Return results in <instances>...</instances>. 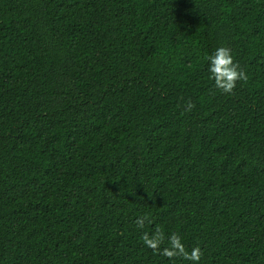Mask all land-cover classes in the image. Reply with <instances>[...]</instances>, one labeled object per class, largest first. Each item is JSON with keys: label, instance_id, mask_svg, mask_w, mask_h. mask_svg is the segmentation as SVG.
Masks as SVG:
<instances>
[{"label": "trees", "instance_id": "obj_1", "mask_svg": "<svg viewBox=\"0 0 264 264\" xmlns=\"http://www.w3.org/2000/svg\"><path fill=\"white\" fill-rule=\"evenodd\" d=\"M157 227L264 264V0H0V264H191Z\"/></svg>", "mask_w": 264, "mask_h": 264}, {"label": "clouds", "instance_id": "obj_2", "mask_svg": "<svg viewBox=\"0 0 264 264\" xmlns=\"http://www.w3.org/2000/svg\"><path fill=\"white\" fill-rule=\"evenodd\" d=\"M206 59L208 60L209 78L214 82V87L222 94H234L238 82L247 83L248 74L238 62L234 61L232 51L228 47H218ZM194 108L195 104L192 101L186 102L185 111L191 112ZM146 222L150 223L146 216H140L135 220V224L140 229L145 227ZM141 239L143 244L154 254L165 256L169 260L181 258L191 264H199L203 256V251L199 246H195L189 251L178 233L173 232L166 235L159 227L152 232H142ZM165 243L168 246L162 247Z\"/></svg>", "mask_w": 264, "mask_h": 264}]
</instances>
